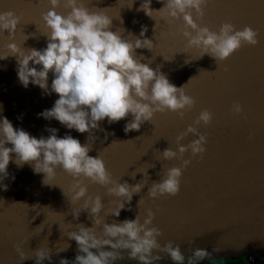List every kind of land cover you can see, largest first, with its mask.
I'll list each match as a JSON object with an SVG mask.
<instances>
[{"label":"water","instance_id":"obj_1","mask_svg":"<svg viewBox=\"0 0 264 264\" xmlns=\"http://www.w3.org/2000/svg\"><path fill=\"white\" fill-rule=\"evenodd\" d=\"M142 2L83 0L91 11L102 9L112 20L110 30L126 40L134 41L140 37L142 26L147 27L144 38L152 40L155 47L136 49L134 55L141 63L165 74L175 86L187 83L184 90L194 98L195 105L185 112L183 119L171 111L156 113L139 131L127 134L123 129L131 115L111 125L107 119L99 122V128L93 129L90 137L89 133L69 130L55 119L38 118L37 114L51 109L59 97L55 93L47 95L32 84L24 88L17 77L16 58L12 56L0 59V116L37 139L50 135L46 128L58 129L59 138L71 135L82 145L88 144L90 156L103 158L113 179L144 185L133 196L131 211L126 204L119 217L108 215L106 223L135 219L138 214L142 223L151 209L155 213L151 226L163 234L158 242L178 245L184 256L182 264H225L239 260L256 264L259 258H264V0H208L202 20L193 13L197 24L214 32L224 22H231L237 30L250 26L258 32L256 46L243 45L218 64L207 54L199 59L201 51L187 47L188 41L180 32L182 18L169 23L162 13L154 12L152 19L143 11H136ZM163 6L152 0L153 9ZM9 10L20 16L21 21L14 41L7 39V32L0 35V58L9 54L6 45L10 42L25 49H44L48 42L44 34L49 30L42 15L49 10L48 0H0V12ZM56 11L66 15L69 10L61 5ZM25 36L29 37L26 41ZM188 59L191 62L185 63ZM52 79L50 73L49 88ZM234 102L242 105L241 114L232 111ZM204 109L212 113L213 119L207 126L203 123L198 126V131L207 137L203 156L193 157L190 150L184 154L183 158L191 163L182 171L176 196L150 198L148 189L152 183L159 182L168 168L180 167L182 163L180 159L164 160L163 150H177L176 137ZM197 138L189 134L180 143L187 145ZM145 170L148 176L144 177ZM8 172L9 178L0 184V264H35L34 257L21 261L14 245L30 256L40 247L49 249L51 261L45 260L43 264L74 260L77 244L68 234L78 230V224L93 225L89 213L82 211L87 197L71 202L73 178L58 168L45 184L43 173L35 174L28 164L18 168L12 161ZM133 172L135 179L131 176ZM84 184L88 196L102 197L106 210L116 207L111 201L118 198L108 196L106 188L88 180ZM3 185L8 186L7 190ZM76 211H82L78 220L72 215ZM101 216L104 217L103 210ZM196 250L204 255L195 256ZM124 255L115 264H138ZM160 255L163 258L152 264H175L167 254Z\"/></svg>","mask_w":264,"mask_h":264},{"label":"clouds","instance_id":"obj_2","mask_svg":"<svg viewBox=\"0 0 264 264\" xmlns=\"http://www.w3.org/2000/svg\"><path fill=\"white\" fill-rule=\"evenodd\" d=\"M157 2L164 5L159 10L151 7L152 0H143L136 11H143L152 19L154 12L162 13V18L169 23L182 18L184 23L180 32L187 39L188 48L201 51L199 59L207 54L218 64L243 45L256 46L259 43L258 32L250 26L237 30L231 22H224L218 32H214L207 26L197 24L193 13L196 19L202 20L208 0ZM48 4L49 10L42 15V21L49 30L44 34L48 40L47 46L41 50L25 49L10 42L6 45L9 54L0 58H16L17 77L24 88L27 89L32 84L47 95H58L52 108L38 113V118L49 121L55 119L67 129L81 134L89 133L90 137L92 130L98 129L99 122L105 119L111 125L131 115L132 119L123 129L127 134L139 131L142 124L151 122L156 113L171 111L183 119L185 112L194 107V98L184 90L187 83L181 87L175 86L165 74L152 69L148 63H141L134 55L136 49L152 50L155 47L152 40L144 38L148 31L146 26H142L140 37L130 41L110 30L112 20L102 9L91 11L83 0H48ZM61 5L69 10L66 15L56 11ZM20 21V16L11 10L0 12V35L7 32V39L14 41ZM170 35L174 36L176 33ZM25 37L24 41L29 38ZM190 62L189 59L185 61ZM50 73L53 79L49 88ZM232 111L241 114L243 107L234 102ZM212 119V113L204 109L193 124L176 137L177 150H163L164 160L180 159L182 163L180 167L168 168L159 182L152 183L148 189L150 198L176 196L179 193L182 171L191 163L183 158L184 154L190 150L193 157L198 154L203 156L207 137L198 131V126L201 123L207 126ZM45 131L50 135L37 139L22 128H14L11 121L0 116V184L9 178L10 161L18 168L28 164L35 174L43 173L45 184H48L45 182L48 178L56 175L58 168H62L73 178L71 202L76 203L87 197L82 211L89 213L93 226L78 224V230L68 234L69 239L76 242L78 254L72 261L61 259L59 264H115L125 258L124 253L130 260L138 261V264H152L154 260L163 258L160 253L167 254L175 264H182L184 256L178 245L174 247L171 241L164 245L158 242L163 234L158 228L151 226L155 216L151 209H148L142 223L139 214L135 219H125L119 223L105 222L108 215L119 217L126 204L129 205L127 210L131 211L133 196L141 192L143 184L139 182L130 185L127 181L121 183L113 179L103 158L100 155H89L91 149L88 144L82 145L78 139L67 134L59 138L56 128H46ZM189 134L198 138L187 145L181 144ZM142 173L144 177L148 176L147 170ZM131 176L135 179L136 172ZM84 180L103 186L108 196L118 198L111 201L116 207L106 210L101 196H88ZM7 187L3 185L4 190ZM141 202L140 199L138 205ZM82 211L73 212V217L78 220ZM13 247L21 261L33 257L35 264L51 261L49 249L40 247L30 256L19 245ZM64 250L66 249L62 251ZM194 255L202 257L204 253L196 250Z\"/></svg>","mask_w":264,"mask_h":264},{"label":"trees","instance_id":"obj_3","mask_svg":"<svg viewBox=\"0 0 264 264\" xmlns=\"http://www.w3.org/2000/svg\"><path fill=\"white\" fill-rule=\"evenodd\" d=\"M225 264H248V263L244 260H239L237 262H227ZM256 264H264V258H259Z\"/></svg>","mask_w":264,"mask_h":264},{"label":"rangeland","instance_id":"obj_4","mask_svg":"<svg viewBox=\"0 0 264 264\" xmlns=\"http://www.w3.org/2000/svg\"><path fill=\"white\" fill-rule=\"evenodd\" d=\"M191 264H196V263H191Z\"/></svg>","mask_w":264,"mask_h":264}]
</instances>
